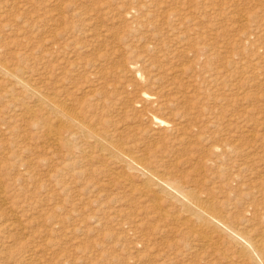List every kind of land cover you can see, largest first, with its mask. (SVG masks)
<instances>
[{"label": "rangeland", "instance_id": "rangeland-1", "mask_svg": "<svg viewBox=\"0 0 264 264\" xmlns=\"http://www.w3.org/2000/svg\"><path fill=\"white\" fill-rule=\"evenodd\" d=\"M143 1L148 3L150 0ZM158 1H160L161 5L158 4V7L155 5L156 8L150 5L146 6L145 17L142 16L141 21H139V17L136 21L134 20L135 23L131 20L132 12L128 13L125 11L131 5L130 0H0V51L6 56H10L9 53H17L22 64L28 65L31 70L42 71V66L47 64V61L51 62L52 60L45 53L44 48L46 47L45 40L49 30H53V26H50L53 25L51 19L55 17L54 13L60 12L64 17V21L59 24V31H65L67 34V36H64L65 39L61 40L66 41V38H68L69 48H72L74 43L80 48H77L79 50L73 56L97 57L108 49L109 53L104 58L99 59L102 69L108 70L110 67H116L126 72L127 66L138 67L139 70H135L136 74L139 75L140 82H138L134 90L130 86H126L127 89L121 88L116 81L119 78L118 74L112 75L113 77L111 78L114 81L110 83L112 85L108 87V90H114L113 94L115 96H118V92H122L121 94L127 93L131 97V92L133 91H156L153 102L149 104L145 102V105L143 104L144 108L139 113L137 110L140 105L134 111L129 112L136 116L135 119L142 127L148 128L151 126L152 128L153 133L151 132L148 138L139 135V139H149L145 143L156 142L157 154L161 157L164 165L168 164V166L171 165V168L176 167L177 170L192 173L191 168L196 167L207 156L206 152L204 156L197 152L195 149H198V147L206 151L219 143L225 142L227 138L230 140L237 135V143L239 142L240 146L244 143L249 145L250 143H247L248 130H256L258 127L262 128V126L264 129V0ZM30 2H32L31 5L29 4ZM79 12L83 13L77 16ZM170 12H174V16L169 18L167 13ZM60 21L61 19H57L54 23L58 24ZM151 21L164 30L168 29L166 33L165 31L163 33V30L161 31L162 37H165V41L168 44H174L180 55L186 54L190 59L183 60L184 58H180L179 54L169 53L170 50L167 48H161L157 51L153 50L151 48L153 47L151 38L153 33L148 32L152 28L147 26ZM138 23L144 27L141 25L138 27ZM146 27H149L148 30ZM20 28H24V30ZM97 33L100 36H97ZM14 40L18 41L15 42ZM200 46H213L214 49L220 47L228 55L237 52L242 53V62L245 59V62L247 61L246 63H248L247 66L245 62H240L239 64L242 67H240L242 69L240 71L243 72L242 80L232 81L235 84L232 86L233 88L229 82L223 86L224 91L228 89L225 91L227 95H229V92H234L235 95L238 94L241 97L247 96L245 100L240 101L241 104L234 106L232 102L225 101H223L224 104H218L213 102L214 100L212 99L203 97V92L210 87L208 75L220 60L219 58L214 59L211 64L208 62L195 63L193 53L190 51L199 50ZM247 54L248 56H246ZM258 57H261L260 61L263 60L262 63L259 62ZM149 60L160 65L161 82L155 83L152 80L155 72L151 71L147 65ZM180 63L184 66L194 64L193 70L180 73L175 79L171 78L173 75L168 74L166 69L169 67L176 69ZM249 63L253 65L249 66ZM259 67L263 69L261 70ZM254 74L256 75L254 76ZM246 75L249 76L248 79L254 78V80H248L250 83H247L244 78L248 77ZM257 75L260 76L258 77ZM260 78L262 82L259 80ZM190 79L196 83L194 87L197 90L194 96L192 94L188 95L190 87H188L186 81ZM251 82L254 83V89L251 87L253 84ZM120 83H122L121 78ZM247 84H250L248 88ZM168 87L170 88L167 89ZM228 87L232 88V90ZM164 93H166L165 96ZM177 93L178 95L184 94L185 97L181 98L182 100L176 98L173 102H165L166 100H172V96H176ZM136 94L134 93V96ZM255 96V99H250V97ZM127 105L129 106L128 102ZM143 109H147L150 114L167 119L169 130H164L157 124H150L143 116ZM13 110L9 102L1 97L0 199H2L0 201V264H126L127 257L139 254H150L153 256L150 258L148 256L145 259L146 261H138L139 264H143V262L144 264H153V260L155 261L154 264H161V262L162 264H224L219 262V260L216 262L214 257H208L204 253L205 250L202 251L200 249L201 246H196L195 242L180 240L174 234L172 242L175 245H170L171 238L167 241L163 238L162 233H158L156 228H159V226L154 223L152 218L154 214L149 212V210L145 213L140 212L141 203L143 204L144 201H141L142 199H133L130 195H128V198L127 190L120 188L118 185L115 186L113 181H110L113 183L103 181L95 174H93L94 177L92 178L91 176L93 175L89 176L90 179L86 174L82 177H71V169L67 168L61 158H59L61 153L55 152L53 155L50 150L45 149L46 147L42 149L43 142L31 139V136H33L32 131L22 122L21 115H15L17 110ZM10 111L14 113H10ZM255 114H258L259 119ZM247 115L248 119L246 118ZM14 117H17V119ZM251 117L256 120V128L252 125L251 121L253 120L251 119L253 118ZM244 118L246 119L243 120ZM16 124H19V126ZM6 126H11V130ZM16 128H18L17 134L14 132ZM180 128L183 130H181L182 133L186 132L190 137L188 141L184 140V138L182 139L181 134L176 133L177 129ZM24 130L26 131L23 132ZM22 132L25 135L24 137ZM19 133L21 134L19 135ZM180 139L181 141H179ZM253 143L248 148L246 145H244L245 147L241 146L236 149L235 153L226 152L223 155H221L222 153L219 154L221 161L218 162L220 166L218 168H216L217 163L213 165L208 162V165L213 166H211L212 169L210 168V170L214 169L213 171L218 170V172H216L215 176L214 173L211 174L213 176L210 181H214L209 182L210 185L208 184L206 187L217 186L224 193L231 190L227 193L231 197L230 201L234 198L237 199L238 197L234 195L237 194L236 196H239L240 201L243 202L238 199L236 201L240 202V204L238 202L237 204H242L241 206L243 207L244 202H247V204L245 203L246 206L244 205L245 208L256 203L259 206V201L261 202L264 198L262 197L264 195V187H262L264 185V172H261L264 171V144H262L264 143V135L262 139L258 138ZM260 144H262V148ZM26 147L28 148L27 150ZM245 149L247 150L245 151ZM228 151L231 150L228 149ZM235 162H238V164ZM258 162H260V166ZM25 164L26 167L30 166L29 169L24 167ZM243 165L245 166L242 170L241 167ZM26 170L28 172L33 170L34 173L29 176ZM19 174L22 175L20 176ZM207 174L208 171L203 173V175ZM258 176L261 178L259 179ZM86 178L89 180H86ZM253 179L254 181H252ZM66 182L67 184H65ZM229 182L231 184H227ZM253 182L257 184L254 185ZM105 183H107L106 186ZM236 185L240 186L236 187ZM238 188L240 189L238 190ZM258 188H260V191ZM247 190L250 192H247ZM243 192H246L245 196L248 194V197L246 196L247 199ZM124 195L127 197H124ZM242 195L244 197L241 199ZM130 200L133 204L135 203L134 207ZM136 202L137 206L140 204L138 207ZM250 202L253 204L251 203L250 205ZM239 205L236 207H239ZM258 206L257 208L260 207ZM239 208L233 207L232 209L236 210H229L232 211L233 215L239 214L241 211L242 215L248 218L247 211L244 208ZM15 217L19 218V222L16 223ZM29 252L33 254V259L29 258L31 256ZM23 255L25 258L22 257ZM130 263L137 264V262Z\"/></svg>", "mask_w": 264, "mask_h": 264}, {"label": "bare ground", "instance_id": "bare-ground-1", "mask_svg": "<svg viewBox=\"0 0 264 264\" xmlns=\"http://www.w3.org/2000/svg\"><path fill=\"white\" fill-rule=\"evenodd\" d=\"M130 1H131V5L127 7L125 11H127L128 13L132 12L131 20L133 21L134 20L136 21V19H139V17H140L139 21H141V17L142 16L145 17L146 14L144 13L147 12L146 6L150 5L156 8V6L158 7V4L161 5L160 1L158 0H150L148 3H145L143 0H130ZM31 3L32 2H30L29 4L31 5ZM82 13L83 12L77 13V16H80ZM150 13L149 15L152 14ZM54 15L55 17L51 19V21H53L51 22L53 23V25H50V26H53L52 28L53 30L50 29L51 31L49 30V34L46 40L44 39L46 41V42L44 41L46 43L45 44L46 47H44L45 53L49 55V57H51L52 60L51 62L47 61V64L42 66L43 68L42 71L41 70L38 71L37 69L31 70L28 65L22 64L20 60V56L17 55V53L13 54L14 52L13 53L8 52L10 56H6V54L0 51V98L2 97L6 99L7 102H9V104L13 107V109L17 110V112L15 111L16 112L15 115L17 114L21 115L20 117H22V120H23L22 122H24V124L29 128V130L32 131V132L30 131L33 134V136L30 135L31 139H35V141L39 140L43 142L42 144L43 148L42 147L41 148L44 149V147H46L45 149L50 150L52 154L53 153L55 154V152H60L61 155L59 156V158H61V160L63 161V164H65L67 168L71 169L70 170L71 177H75V176L82 177L83 175L86 174L88 175V178H89V176L95 174V175H98L103 181H106L109 183L114 182L115 186L118 185L120 188L127 190L126 191L128 192L127 196L130 195L133 199H136V200L142 199L141 201H144V202L143 204L141 203L140 212L145 213L149 210V212L154 214V216L152 215V218H153L154 223L158 224L159 226V228H156L158 230V233L159 234L162 233L164 236L163 238H165V240L167 241H169V238H171L170 245L173 244L172 236L174 234L180 240H188V241L195 242L196 246H201L200 249L202 251L205 250L204 253L208 257L216 258L214 259L216 260V262L217 260H219V262H222L224 264H264V222H263L264 221V198L261 200V202L259 201L260 207L258 206V203H256L257 204L256 205L250 202V205L251 203L253 205L245 208L244 205L245 203L247 204V202H244L243 207L241 206L242 204L239 205L240 202L242 201H240L239 196H236L237 194H234V195L235 197H238V198L237 199L234 198L232 201H230L231 197L228 196L227 193L230 192L231 190L230 191L226 190L227 193L226 192L224 193L223 190H220L217 188L216 184H214V186L216 187H212V186L206 187V185L208 184L210 185L209 182L214 181V180L210 181V179L213 176L211 174L214 173V176H215V174H217L216 172H218V170L213 171L214 169L211 171L210 168L212 165L211 166L210 164L208 165V162L213 165L217 163L216 168L220 167L218 165V162L221 161L219 158L220 156L219 154L222 153L221 155H223L226 152L235 153L236 149L240 148L241 146L245 147L244 145H246V147L248 148L249 146L253 145L254 144L253 142L256 141V139L258 138L262 139V136L264 135V132H261V131H264L263 126L262 128L258 127L256 130H248L249 134L247 133L248 134L247 136H248L249 142L247 140V143H250L249 145L244 143V144H241L240 146L239 142L237 143V139H238V135H237L230 140L229 138H227L225 142L219 143L206 151L198 147V149H195V150L197 152H200L203 156L205 155V152H206L207 156L196 167L191 168L192 173L177 170L176 167L171 168V165L168 166V164L164 165L162 163L161 157H159V155L157 154L158 149L156 147L157 146L156 142L145 143V141L149 139H144V138L139 139V135L145 138H148V136H150L152 132L151 126L148 128L142 127L138 123V121L135 119L136 116L129 113L130 111H134L135 108L140 105L141 108H139L140 107L139 106L137 110L139 113L141 109L144 108L145 102H147L148 104L153 102L156 91L155 92L145 91V90L133 91L131 92L132 97L130 96V94H127V93L121 94L122 92H118V96L116 95L117 96L116 97L113 94L114 90H108V87L112 85L110 83L114 81L112 80L113 78H111L113 77L112 75L118 74L119 78L116 81L119 83L121 88L127 89L126 86H130L134 90L138 82H140L139 75L136 74V70H135V69H138V67L136 68L133 65H131V67L127 66L126 68L127 71L125 70L126 72L116 67H110L108 70H105L104 68L102 69V67L99 64V59L104 58L109 53L108 49L104 51L102 54H99V55L97 54L98 55L97 57H85V56L81 57L78 55L73 56L74 53L80 48L77 47L78 45L76 43H74L76 46L73 44V47L69 48L70 43L68 42L69 41L68 38H66V41L61 40V39H65L64 36H67L66 32L59 31V27H58L59 24L64 21V17L58 11L54 13ZM167 16L169 18L173 17L174 12L167 13ZM57 19L59 20L61 19V21L58 24H55L54 22ZM140 25L141 24L137 26L140 27ZM147 26H150L152 28V30H149L148 32L153 33V36L151 37L153 40V45H152L153 47L151 48L153 50L157 51L161 48H167L168 50H170L169 53L173 52L175 55L179 54L180 58H184L183 60L190 59V57H188L186 54L180 55L177 47L174 44H168L165 41V37H162L161 31L163 30V33L164 31L166 33L168 29L164 30L152 21L151 23H148ZM20 29L24 30V28L23 29L20 28ZM97 36H100V34L97 33ZM199 48H200L199 50L190 51L193 53V56H194L193 60L195 63L199 64L201 62H208L209 64H211L214 59L219 58L220 60V62L212 69L211 73L208 75V78L210 80L209 81L210 87L203 92V97L212 99L214 100L213 102L218 103V104L223 103V101L232 102L234 106H238L239 104H241L240 101L245 100L247 96L241 97L238 94L235 95L234 92H231V93L229 92V95H227L225 91H227L228 89L227 90L225 89L224 91L223 86L229 82V84L232 87L233 85H235L234 83H232V81L234 82V81L242 80L243 72H241L242 67L239 65L240 62H242V58H243V57L241 58L242 53L237 52L235 54L232 53L228 55V54H225L224 52L226 51L221 50L220 47L219 48L216 47V49H214L213 46H200ZM246 56H248V54ZM260 58L258 57L257 59L259 60L260 63H262L263 60L261 59L262 61H260ZM258 60H254V61H258ZM244 62H245V59H244ZM246 62L245 64L247 66L248 63ZM147 65L149 66L151 71L155 72L153 74L152 80H154L155 83H158L160 80H162L160 78V74H161L160 65L155 64L151 60H149ZM193 65L194 64H189L187 66H184L183 64L180 63L177 65L176 69H173L174 67H169L166 69V71L168 72V74L173 75L171 78L175 79L178 74L184 73L187 70H190V71L193 70ZM250 65H253V64L249 63V66ZM259 69L261 68L259 67ZM255 75L256 74H254V76ZM120 78H121L122 83H120ZM244 78L247 80V83H250L248 82V80H251V79L254 80V78L248 79L249 76L247 78L246 77ZM259 80L261 81V78ZM186 84L188 85V87H190V90H188V95L192 94L194 96V93L197 90L194 87L196 86L195 81H192V79H190L189 81H186ZM247 85L246 86L248 88L250 84H247ZM253 85L254 83L251 85V87L254 89L255 86ZM169 88L170 87H168L167 89ZM232 88H229V89L232 90ZM134 93H137V94L134 96ZM165 95L166 93H164V96ZM183 97H185L184 94L178 95L177 93L176 96H172L171 98L172 100H168V101L166 100L165 102H173L176 98H179L180 100H182L181 98ZM255 98L256 96L250 97V99H255ZM127 102L129 103V106L127 105ZM6 106H7V103H6ZM256 110L258 109L256 108ZM13 111H10V113L11 112L14 113ZM258 114H259V111H258ZM143 116L147 121L150 122V124H157L158 126H160V128L162 127L164 130H169L168 128L169 123L167 119L165 120L161 117H158L157 115L150 114L147 109H143ZM259 116H257L258 119H259ZM246 118L248 119V115ZM246 118H244L243 120H245ZM9 119H13V118H9ZM15 119H17V117ZM251 120H253L251 121L253 127L256 128V125H257L256 120L254 118ZM263 121H264V118H263ZM16 125L19 126V124H16ZM13 126L14 125L12 124V127ZM10 127H7V128L10 129ZM17 129L18 128L15 129L16 131H14L13 129V131L16 132L15 134L18 133ZM181 130L182 128L177 129L176 133L181 134L183 136V137L181 136V138L182 139L184 138V140L188 141L190 137L187 135L186 132L182 133ZM25 131L26 130H24L23 132ZM23 132H22V135L24 137L25 135L23 134ZM20 134L21 133H19V135ZM26 139H30V138H26ZM179 141H181V139ZM29 143H28V147L30 148ZM132 143L133 145H131ZM262 144H260L261 148H262ZM27 149L28 148L26 147V150ZM228 149H230L231 151H228ZM246 150L247 149H245V151ZM50 158H53V157H50ZM223 159H224V156H223ZM240 160H243V159H240ZM236 164H238V162ZM258 164L260 166V162H258ZM244 166L245 165H243L241 169ZM24 167H26V164ZM29 167L30 166H27L26 169H29ZM33 170L35 169L33 168ZM33 170L32 171L29 170L30 172L26 170V172L27 174H29V176H31V174L34 173ZM207 171H208V174L203 175V173ZM261 172H264V171H261ZM219 173L221 172L219 171ZM24 174L26 175V173ZM92 177H94V175L91 176V178ZM88 178H86V180ZM258 178L260 179L261 177L258 176ZM18 179L20 180L19 177ZM71 179H74V178H71ZM254 179H255V176H254ZM254 179L252 181H254ZM110 181H113V182H110ZM65 184H67V182ZM227 184H231V183L229 182ZM106 185L107 183H105V186ZM204 185L205 187H203ZM227 186L229 187V185ZM238 186L236 185V187ZM247 187L249 186L247 185ZM262 187H264V185H262ZM223 188L225 187L223 186ZM260 188H258L259 191H260ZM239 189L240 188H238V190ZM248 191L249 190H247V192ZM245 193H244V196H245ZM247 195L248 194H246V196ZM125 196L126 195H124V197ZM244 196L242 195L241 199ZM262 197H264V195H262ZM238 199L240 202L236 201ZM237 202L239 204H237ZM144 203H145V206H144ZM131 204H133L132 201H131ZM134 204H133V207L135 206ZM237 205H239V207L244 208L245 211H247L248 218L243 216L242 215L243 213H241V211H240L241 215L238 211L237 212L239 214H236V215L232 214V211L230 210L233 207L239 208V207H236ZM136 206H137V202H136ZM257 206L259 208H257ZM133 209H136V208H133ZM135 211L137 212V210ZM15 219H16L15 220L16 223L19 222L18 217L17 218L15 217ZM173 245H175V243ZM29 254H31L29 258H32L33 254L30 252ZM148 256L149 258L153 257L150 254L132 255V256L127 257L126 258L127 260L125 262L126 264H132L130 262H137V264H139L138 261L142 262ZM22 257H24V255ZM153 262L155 263L154 260Z\"/></svg>", "mask_w": 264, "mask_h": 264}]
</instances>
